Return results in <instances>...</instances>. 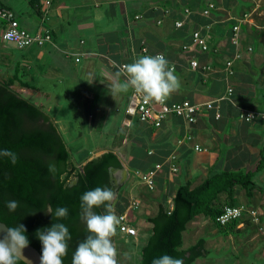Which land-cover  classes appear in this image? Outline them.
<instances>
[{
    "label": "crops",
    "instance_id": "0c3cea01",
    "mask_svg": "<svg viewBox=\"0 0 264 264\" xmlns=\"http://www.w3.org/2000/svg\"><path fill=\"white\" fill-rule=\"evenodd\" d=\"M29 1L0 0V8L11 10L19 25L31 33L48 30L52 44L17 50L9 43H0V73L13 76L18 70L24 71L21 81L35 89L15 83L17 92L32 97L30 102L42 108L61 136L66 128L49 113L51 105L83 106L87 125L97 107L103 113L110 106V147L95 148L88 153V160L106 151L118 156L126 178L115 194L113 208L119 205L125 209L127 202L120 196L133 200L138 205V210L129 212L133 226L137 213L152 217L163 201L171 208L172 196L180 185L189 181L193 188L215 168L246 172L253 171L260 159L264 163V120L257 117L243 123L237 118L241 107L264 113V0H35L38 14ZM208 3H213L214 9L202 17L200 11ZM183 8L190 9L192 17L182 29H176L173 22L183 18ZM204 24L210 26L208 50H183L191 31ZM236 24L241 58L233 63L234 75L225 78L222 67L233 53L229 36ZM4 28L0 19V34ZM8 47L21 54L13 55ZM142 47L150 53H162L179 78L180 87L168 102L202 104L224 95L230 86L232 97L221 104L220 118L202 111L194 123L187 124L170 116L159 128L139 122L135 114L128 118L125 111L132 89L115 94L112 89L124 79L117 76L119 66L139 58ZM66 51L77 53L79 62L65 57ZM192 59L198 62L195 69L188 65ZM204 65L210 70L202 71ZM195 146L203 151L196 152ZM172 154L175 173L166 167ZM157 163L163 167L153 191L133 177L126 190L119 192L129 181L130 172L132 175L134 170H146ZM253 182L249 197L241 187L236 193L235 186L232 202L259 211L261 220L254 223L244 214L232 233L221 234L213 222L197 216L182 233L184 249L200 238L204 240L205 254L192 264H264V167L254 173ZM224 201L225 196L220 195V202ZM142 227L146 232L140 233V238L151 233V224L145 222ZM136 230L138 236L139 228Z\"/></svg>",
    "mask_w": 264,
    "mask_h": 264
},
{
    "label": "trees",
    "instance_id": "16d2710c",
    "mask_svg": "<svg viewBox=\"0 0 264 264\" xmlns=\"http://www.w3.org/2000/svg\"><path fill=\"white\" fill-rule=\"evenodd\" d=\"M29 4L38 14L36 1L30 0ZM23 72L18 70L13 76L0 81V150L9 149L17 154L15 164L7 157H0V221L7 227L23 224L29 244L40 254L42 245L36 236L37 230L49 228L55 222L65 224L71 239L68 241L67 255L62 260L63 264H71L77 245L87 234L85 224L80 219L81 196L96 187L111 188L110 173L122 168V165L118 156L111 151L90 160L89 154L85 153L80 160L71 163L73 153L50 117L42 108L12 89L15 83L24 89H35L21 81ZM50 164L55 166L54 172L49 171ZM263 167L260 159L253 171L215 168L193 188L189 181L180 185L172 196L170 210L163 201L154 216L145 217V221L151 224V233L141 247L139 264H152L154 259L163 255L182 258L184 264H192L202 257L205 254L202 238L185 249L182 247V233L188 222L203 216L215 224L219 233H232L238 220L220 226L215 219L224 205H234L235 186L241 187L246 196H250L255 187L254 173ZM220 195L225 196L223 204ZM9 200L19 202V207L11 213L6 207ZM49 205L53 210L66 207L68 216L53 219L44 210ZM95 211L105 214L103 207ZM123 211L124 207L118 205L115 213L117 215ZM17 264L23 263L18 260Z\"/></svg>",
    "mask_w": 264,
    "mask_h": 264
},
{
    "label": "clouds",
    "instance_id": "9594fccd",
    "mask_svg": "<svg viewBox=\"0 0 264 264\" xmlns=\"http://www.w3.org/2000/svg\"><path fill=\"white\" fill-rule=\"evenodd\" d=\"M174 73V68L169 66V61L162 53L144 55L119 67L117 76H123L124 79L115 83L112 90L115 94L132 89L146 104H163L180 87L179 78ZM0 157L9 158L12 164L17 162V154L9 149L0 150ZM49 171H55L53 164L49 165ZM114 198L115 191L108 187H96L81 196L80 219L85 224L87 234L77 245L71 264H118L112 238L116 235L120 220L112 205ZM6 207L10 213L14 212L19 202L9 200ZM100 207L105 209V214H97L95 209ZM44 210L56 220L66 218L69 211L66 207L53 210L51 205ZM25 232L23 224L0 227V264H17L20 259L25 264H31V260L24 255V249L29 246ZM36 236L42 245L39 264H63L62 258L67 255L68 241L71 239L65 224L52 223L49 228L37 230ZM152 264H184V261L182 258L163 255L154 259Z\"/></svg>",
    "mask_w": 264,
    "mask_h": 264
},
{
    "label": "built area",
    "instance_id": "2783aa9c",
    "mask_svg": "<svg viewBox=\"0 0 264 264\" xmlns=\"http://www.w3.org/2000/svg\"><path fill=\"white\" fill-rule=\"evenodd\" d=\"M214 9L213 3H208L205 8L200 11L202 17H208L210 12ZM181 19L174 20L173 25L176 29H182L192 17V12L188 8L181 10ZM166 12V11H165ZM139 16H135L138 19ZM246 15L242 17L244 20ZM0 19L5 22V28L0 34V43H9L14 46L17 50L28 49L32 46L44 47L47 44H52L51 34L48 30L42 32L31 33L28 30L22 28L19 23L15 20L14 14L11 10L6 8H0ZM240 20V22H241ZM160 21L157 22L159 24ZM210 26L208 24L201 25L196 29L192 30L189 36V42L182 46L183 50L197 49L201 52L208 50V42L210 40ZM229 43L233 48L232 56L225 60L222 67V72L225 78L232 77L234 75L233 63L235 60L241 58L239 52V24L232 26L231 33L229 36ZM156 53H150L146 47H142L139 51V56L150 55L154 56ZM65 57L73 58L75 62H79L80 57L77 53L66 51L64 52ZM190 68L195 69L198 67V62L192 59L188 62ZM123 65H120L121 67ZM173 68V66H170ZM210 67L204 65L202 71H209ZM233 90L230 86H227L225 94L217 97L211 101L198 104L189 100H181L177 102H168L167 100L163 103H144L142 97L137 95L132 90L131 101L135 102L134 114L141 123L148 124L153 128H159L163 121L172 116L182 118L185 123L192 124L196 121L197 115L202 111L211 112L214 119L220 118L221 104L223 101L231 99ZM128 113V111H125ZM261 118L264 120V113H257L249 108H238L237 118L243 123H251L255 118ZM196 152H202L203 149L195 146ZM162 163L154 164L151 168L146 170H134L133 177L137 182L148 191H153L156 186V177L162 170ZM166 167L169 173H175L177 166L175 164V156L172 154L167 158ZM171 208H168L170 210ZM138 210V205L133 201L129 200L124 211L117 214L120 223L117 226V232L127 237H135L137 235L136 228L131 224L129 218V212ZM244 214H247L250 220L254 223H258L261 220V214L259 211L246 208L243 205H224L221 213L216 217L215 223L224 226L232 221H239Z\"/></svg>",
    "mask_w": 264,
    "mask_h": 264
},
{
    "label": "rangeland",
    "instance_id": "374dc122",
    "mask_svg": "<svg viewBox=\"0 0 264 264\" xmlns=\"http://www.w3.org/2000/svg\"><path fill=\"white\" fill-rule=\"evenodd\" d=\"M6 50L12 53L13 55L21 54V52L16 51L14 49H10V47H8V49ZM6 77L7 76L5 73H0V81H3ZM13 86L14 87H12V89L17 92L19 90V86L17 84H14ZM20 95L26 100L31 101L32 99V97L28 96L26 93ZM97 108L93 116V120H90L88 122L89 124L87 125L85 119L87 115L85 113V110L83 109V106H73L68 103L50 106L49 113L56 116L60 120V125H63L66 128L65 133L62 132V138L67 143L70 152L73 153L72 157L70 158L71 163H73V159L74 161L80 160L85 153L91 154L95 148L110 147V106L103 113H101V107ZM77 147L80 148V151L82 152H80L79 149L76 150ZM132 178L133 172L132 175L130 172L129 181L120 188L119 192H123L126 190L129 185V182L133 180ZM236 188V193H238L240 187L238 186ZM120 198H122L123 202H127L128 204L129 201H127L124 196H120ZM127 199L129 200V198ZM143 215L144 214L140 212L139 214L137 213L136 218H134V226H136V228H139L138 236L127 237L123 234H119L116 231V235L113 237V243L117 250L118 264H139L141 247L146 243L147 237L150 234L147 233L143 238H140V233L144 234L146 232V229L142 227L143 225H145L146 222L145 216ZM141 227L142 229H140ZM208 234L209 232L207 231L205 235L206 238L208 237Z\"/></svg>",
    "mask_w": 264,
    "mask_h": 264
},
{
    "label": "water",
    "instance_id": "95a60500",
    "mask_svg": "<svg viewBox=\"0 0 264 264\" xmlns=\"http://www.w3.org/2000/svg\"><path fill=\"white\" fill-rule=\"evenodd\" d=\"M134 108H135V102L131 101L127 109L128 118H130L134 114ZM114 172L117 174V176L114 174ZM125 178H126V172L123 168L111 171L110 173V180L112 182L111 188H113V190L115 191V194ZM5 226L6 225L0 221V227H5ZM24 255L31 260V264H39V257L41 254L30 244L27 248L24 249ZM20 261L23 264H25V261L23 259H20Z\"/></svg>",
    "mask_w": 264,
    "mask_h": 264
}]
</instances>
